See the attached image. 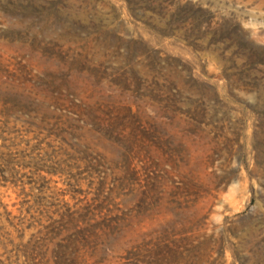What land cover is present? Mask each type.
<instances>
[{"label":"rangeland","instance_id":"1","mask_svg":"<svg viewBox=\"0 0 264 264\" xmlns=\"http://www.w3.org/2000/svg\"><path fill=\"white\" fill-rule=\"evenodd\" d=\"M0 264H264V0H0Z\"/></svg>","mask_w":264,"mask_h":264}]
</instances>
